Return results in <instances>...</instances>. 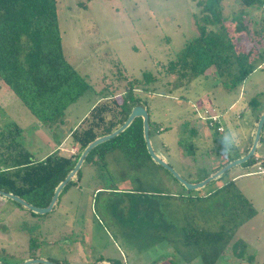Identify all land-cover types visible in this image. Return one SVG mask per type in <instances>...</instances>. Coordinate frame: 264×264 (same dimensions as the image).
Instances as JSON below:
<instances>
[{
  "label": "rangeland",
  "instance_id": "rangeland-1",
  "mask_svg": "<svg viewBox=\"0 0 264 264\" xmlns=\"http://www.w3.org/2000/svg\"><path fill=\"white\" fill-rule=\"evenodd\" d=\"M54 6L62 54L87 88L65 108L61 123L47 126L0 81V168L20 150L35 160L49 153L76 154L68 132L101 96L119 100L125 78L141 70L157 76L147 89L132 92L147 111L151 147L184 180L203 179L250 143L248 131L264 110V59L252 56L264 52L260 8L245 9L253 18L246 34L233 32L238 0H54ZM205 14L213 20L206 29L222 23L237 47L251 50L247 61L253 69L235 87L222 84L234 63L225 72L209 67L186 84L160 72L161 63L196 37ZM251 100L258 102L255 109ZM204 110L220 115L222 132L207 129ZM190 126L199 133H190ZM180 142L190 146L181 148ZM252 156V164L234 165L197 190L185 189L150 157L144 160L131 150L109 151L104 165L84 161L47 213L0 196V261L40 257L90 264L101 257L121 264H202L200 246L183 242L184 231L194 227L221 231L227 239L218 244L212 264H260L264 173L257 172L256 162L264 160V123ZM149 202L148 215L129 213L131 206Z\"/></svg>",
  "mask_w": 264,
  "mask_h": 264
},
{
  "label": "trees",
  "instance_id": "trees-1",
  "mask_svg": "<svg viewBox=\"0 0 264 264\" xmlns=\"http://www.w3.org/2000/svg\"><path fill=\"white\" fill-rule=\"evenodd\" d=\"M238 2L241 8L233 32L248 34L247 24L248 21L253 22V18L244 11L250 6L260 8V25L264 28V12L261 11L264 0ZM201 19L204 25H197L196 37L173 58L161 63L160 72L173 76L175 84L180 81L186 84L193 77L205 75L209 67H213L215 72H225L234 63L233 71L227 73L230 78L222 84L226 88L239 85L253 69L252 63L247 61L251 50L237 47L222 23L218 24L217 30L206 29V25L213 24V20L207 14ZM252 56L263 60L264 52ZM125 79L126 86L119 100L114 99L113 95L108 98L109 94L101 96L102 101L94 103L79 125L70 130L68 135L71 145L77 147L76 154L49 153L35 160L27 151L14 152L11 163L0 168V189L18 195L35 206H45L53 188L72 167L79 151L95 137L109 133L121 124L130 107L138 104L132 92L139 88L147 89L157 76L150 70H141L138 76ZM0 81L36 119L47 126L61 123L65 108L87 88L84 79L72 69L62 54L54 0H0ZM106 99L109 100L104 101ZM250 102L255 109L257 100ZM188 131L196 134L199 128L190 126ZM213 133L215 135L217 132L213 130ZM249 144L243 152H236L224 163L245 153ZM180 145L181 148L190 146L181 142ZM116 148L131 150L144 160L149 158L139 117L134 118L118 135L90 149L84 161L104 165L105 154ZM254 161L251 156L242 164L250 165ZM261 165L264 166V160ZM144 215L145 211L140 217ZM187 231L183 233L184 244L200 246L202 264H212L218 257V244L227 241L224 233L194 227ZM103 259L98 257L93 262ZM106 260L110 264H121L117 259ZM260 264H264V261Z\"/></svg>",
  "mask_w": 264,
  "mask_h": 264
},
{
  "label": "water",
  "instance_id": "water-1",
  "mask_svg": "<svg viewBox=\"0 0 264 264\" xmlns=\"http://www.w3.org/2000/svg\"><path fill=\"white\" fill-rule=\"evenodd\" d=\"M139 117L141 119V133L142 138L144 141L145 149L147 154L149 155L150 159L153 160L156 164L164 168L166 171H168L171 176L179 182L185 189L188 190H197L202 187H204L207 183L215 180L216 178L220 177V175L226 171L227 169L231 168L234 165L242 164L246 160H248L255 152L258 142L260 139V133L262 131V126L264 123V110H262L259 114V116L256 119V122H254V127L251 133L250 138V144L248 149L245 153L239 155L238 157H235L231 160H229L227 163L223 164L213 172H210L207 176H205L203 179L195 181V182H189L184 180L164 159L159 157L152 149L149 136H148V115L147 111L141 104H135L130 107V110L126 116V118L123 120L121 124H119L116 128L111 130L109 133L100 135L89 141L78 153L76 156L75 162L72 165V167L69 169V171L66 173V175L63 177L62 180H60L55 187L53 188L51 197L48 201V203L45 206H35L33 204H30L26 202L24 199L19 197L18 195H15L11 192H6L0 189V196H3L7 199H10L16 203H18L21 207L30 210L33 213L38 214H44L49 212L54 204L56 203L57 197L59 193L61 192L64 185L74 179L76 177V172L79 170L80 166L82 165L85 156L89 152L90 149H92L97 144H100L106 140H109L110 138L118 135L120 132H122L130 123L131 121ZM256 164L259 166L261 165V161L256 162ZM0 264H4L0 261ZM18 264H56L53 263L47 259L40 258V257H32L24 260L21 263ZM93 264H110L106 260H97Z\"/></svg>",
  "mask_w": 264,
  "mask_h": 264
},
{
  "label": "flooded vegetation",
  "instance_id": "flooded-vegetation-1",
  "mask_svg": "<svg viewBox=\"0 0 264 264\" xmlns=\"http://www.w3.org/2000/svg\"><path fill=\"white\" fill-rule=\"evenodd\" d=\"M209 129V128H208ZM210 131H212V133H213V130L212 129H210ZM228 162V161H227ZM227 162H225V163H227ZM224 163V164H225ZM223 164V163H222ZM218 168V167H217ZM216 168V169H217ZM98 189H100V188H96V189H94V192L95 191H98ZM111 189V190H110ZM109 189V191H116V192H122V191H120V190H118L117 188H110ZM152 204H151V202H149V203H144V204H136V205H133V206H131V208L129 209V213H130V210H131V212H133L134 213V215H135V217L137 218V217H140L141 216V213L143 212V211H145L146 212V214L148 215V212H149V206H151ZM151 208H152V206H151ZM134 210V211H133ZM152 212V211H151ZM104 213L105 214H107L110 218H111V216H113V214H112V210H110V208H109V206H106V207H104ZM93 264V263H92Z\"/></svg>",
  "mask_w": 264,
  "mask_h": 264
},
{
  "label": "built area",
  "instance_id": "built-area-1",
  "mask_svg": "<svg viewBox=\"0 0 264 264\" xmlns=\"http://www.w3.org/2000/svg\"><path fill=\"white\" fill-rule=\"evenodd\" d=\"M206 113V116L203 117V119L206 121V125L208 128L220 133L223 131V126L221 124L220 120V115L218 114H207V112L204 110ZM202 118V117H201ZM258 171L257 172H262L264 173V166H257Z\"/></svg>",
  "mask_w": 264,
  "mask_h": 264
},
{
  "label": "crops",
  "instance_id": "crops-1",
  "mask_svg": "<svg viewBox=\"0 0 264 264\" xmlns=\"http://www.w3.org/2000/svg\"><path fill=\"white\" fill-rule=\"evenodd\" d=\"M69 132H70V131H69ZM69 132H68V134H69ZM251 133H252V129L250 128V130L248 131V135L251 136ZM67 240H68V239H65L66 242H68ZM103 260H106V259H103ZM106 261H107V260H106Z\"/></svg>",
  "mask_w": 264,
  "mask_h": 264
}]
</instances>
